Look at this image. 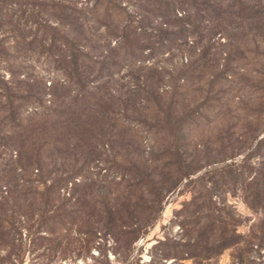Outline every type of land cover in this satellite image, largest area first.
<instances>
[{"label":"rangeland","instance_id":"374dc122","mask_svg":"<svg viewBox=\"0 0 264 264\" xmlns=\"http://www.w3.org/2000/svg\"><path fill=\"white\" fill-rule=\"evenodd\" d=\"M1 196L24 264H264V0L0 3Z\"/></svg>","mask_w":264,"mask_h":264},{"label":"trees","instance_id":"16d2710c","mask_svg":"<svg viewBox=\"0 0 264 264\" xmlns=\"http://www.w3.org/2000/svg\"><path fill=\"white\" fill-rule=\"evenodd\" d=\"M14 0H4L1 1V8L4 9L5 7L11 5ZM218 2V1H217ZM239 2H237L238 4ZM222 5L221 3H218ZM242 7H245L244 4H239ZM158 204H150L147 206V210H151L159 207ZM200 208V206H197ZM32 206L31 205H19L15 201L11 199H7L5 197H0V264H24V255L27 251L25 249V245L23 243V233L27 232L29 237H31L34 233L32 232L34 229V225L31 224V212ZM131 212L129 208H124L123 210H118V215L115 217L109 214L105 219L104 222H98L97 225H101L102 227L96 228V232L91 233L93 237H97L98 234L102 232L105 235H111L115 239H119V233L124 235H135L139 230L140 224H135L134 221L130 217H124V214L121 212ZM30 215V216H29ZM149 223V222H148ZM214 224H211V227ZM148 227L147 222L144 223V228ZM210 227L207 226V228ZM214 227V226H213ZM90 234V233H89ZM221 234V233H220ZM99 236V237H100ZM139 237V236H138ZM137 239V238H136ZM201 241L204 243L208 251L211 253H218L219 255L224 252V250L228 249L231 243L229 238H226L222 234L214 237L213 231L210 234L203 232L201 236ZM42 242H44V247L46 242L49 244L55 243L58 241L55 239L50 238H40ZM47 244V245H48ZM43 245V244H41ZM46 246L51 253H56L58 250L54 246ZM41 247V246H40ZM43 247V248H44ZM213 254H209L207 259H212ZM165 259L168 258H176L175 254H166L164 255Z\"/></svg>","mask_w":264,"mask_h":264}]
</instances>
